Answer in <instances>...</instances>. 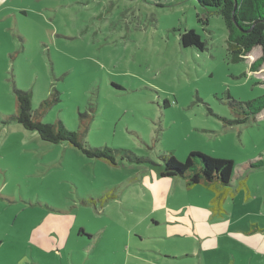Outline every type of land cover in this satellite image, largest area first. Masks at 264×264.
Here are the masks:
<instances>
[{
  "label": "rangeland",
  "instance_id": "1",
  "mask_svg": "<svg viewBox=\"0 0 264 264\" xmlns=\"http://www.w3.org/2000/svg\"><path fill=\"white\" fill-rule=\"evenodd\" d=\"M235 1L218 12L196 0H0V264H193L166 260L191 252L193 239L167 237L168 213L153 203L167 183L163 158L183 163L191 152L234 162L244 185L231 183L215 216L214 193L170 182L169 209L189 214L194 199L195 218L227 220L233 234L264 223V110L246 121L244 105L233 106L264 97L263 48L233 62ZM188 30L204 51L183 48ZM15 90L31 93L42 123L86 126L88 147L144 163L110 166L6 124L18 112ZM54 222L65 223V241Z\"/></svg>",
  "mask_w": 264,
  "mask_h": 264
},
{
  "label": "trees",
  "instance_id": "2",
  "mask_svg": "<svg viewBox=\"0 0 264 264\" xmlns=\"http://www.w3.org/2000/svg\"><path fill=\"white\" fill-rule=\"evenodd\" d=\"M203 8L214 9L221 12L229 9L234 0H196ZM238 10L236 22L226 20L229 31L237 37L231 36L229 52L233 62L242 61L243 57L250 51L252 46H261L263 54L261 61L264 62V0H236ZM231 39L234 42H231ZM183 48H196L204 51L205 43L194 31H185L181 37ZM246 49V50H245ZM243 50V51H242ZM18 104L17 115L12 116L7 122L18 123L24 129L38 133L39 137L47 143H68L80 150L88 159L103 161L110 166H118L123 162L141 164L144 160L137 158L127 150L95 149L87 146L82 137L87 134L88 128L83 126L82 133L70 132L62 123L44 124L37 120L32 109V95L30 92L15 90ZM50 101H45L42 106H50ZM247 120L254 119L256 115L264 110V97L245 104L234 103L235 108L242 109ZM230 123V122H229ZM231 124V123H230ZM159 169L161 178H180L188 188L204 185L214 193L212 199V212L215 216L225 213L224 204L230 196L231 182L234 176L235 164L230 160H217L201 154L191 152L185 162L180 163L173 156L164 157ZM260 164V163H257ZM252 168V164H251Z\"/></svg>",
  "mask_w": 264,
  "mask_h": 264
},
{
  "label": "crops",
  "instance_id": "3",
  "mask_svg": "<svg viewBox=\"0 0 264 264\" xmlns=\"http://www.w3.org/2000/svg\"><path fill=\"white\" fill-rule=\"evenodd\" d=\"M244 175L245 173L242 172L241 169H238V172L234 173L232 182H237V184L243 186L245 182L244 177H246ZM162 180L166 181L167 183H164L161 186H155L157 190L160 191V193H157L155 196L156 199H154L153 203L158 209H166V213L169 214V216L168 214H165V219L167 220L165 223L167 237H190L193 239L194 246V249L189 253H185L183 251L181 253L168 254V258H166V260L176 259L177 263H180L185 262L184 260H187V257H191L194 258L193 264H264L263 222L260 223L251 221L252 226L250 229H246L245 226L237 227L235 228V231L240 233L233 234L230 232L227 220H223L222 222L216 221L213 223V225H211L208 224V218H203L202 216H199V219L195 218L194 213H199V209L195 207L196 202H194V199L192 201L190 200L187 206L189 214H186L185 210L183 212H179L182 208H175L171 210L168 208V195L170 189L167 190V185L170 182L183 184L185 186L186 184L180 178H162ZM235 185L236 184H233V186L231 185V188H233ZM195 187L205 186L197 185ZM240 192H245V200H250L251 192L248 187L238 188L236 194ZM189 196L191 198L192 193H189ZM233 196L234 191L231 190L229 197ZM212 199L213 198H211L210 202H212ZM171 213L174 215L170 216L172 215ZM187 215H189L191 218H186ZM179 217H182L181 220H179ZM152 223L155 225H160L156 222V220H154ZM64 225L65 223L58 224L57 222H54L53 225V232L59 237V242H63L68 238L66 231L63 229ZM188 226L191 227V230L187 228ZM82 232L83 230L80 231L79 236L82 235V237H88ZM242 232H244L245 235L241 234ZM54 233H50V235L53 237ZM51 236L46 235L45 238L48 240V238ZM53 240H56V238L54 237ZM32 241L36 242L34 237L32 238ZM39 245L42 246L41 243H39ZM46 247H49V245Z\"/></svg>",
  "mask_w": 264,
  "mask_h": 264
},
{
  "label": "water",
  "instance_id": "4",
  "mask_svg": "<svg viewBox=\"0 0 264 264\" xmlns=\"http://www.w3.org/2000/svg\"><path fill=\"white\" fill-rule=\"evenodd\" d=\"M236 2V1H235ZM236 9H237V7H235V10H234V15H235V13H236ZM235 17V16H234ZM234 21H235V19H234ZM236 25H237V23L236 22H234Z\"/></svg>",
  "mask_w": 264,
  "mask_h": 264
}]
</instances>
